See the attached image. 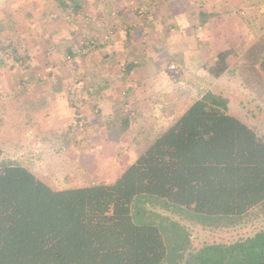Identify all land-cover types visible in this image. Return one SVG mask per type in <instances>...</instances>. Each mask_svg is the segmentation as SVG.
Segmentation results:
<instances>
[{
    "label": "rangeland",
    "instance_id": "obj_1",
    "mask_svg": "<svg viewBox=\"0 0 264 264\" xmlns=\"http://www.w3.org/2000/svg\"><path fill=\"white\" fill-rule=\"evenodd\" d=\"M52 6L0 0V164L26 167L58 190L112 184L209 91L264 137L259 98L242 89L239 75L210 74L217 58L207 42L204 55L197 49L205 35L195 11L182 15L180 1L84 0L74 17ZM261 15L246 18L261 28ZM86 41L96 47L82 51ZM130 64L137 67L128 72ZM116 113L131 117L119 142L105 127ZM260 230L264 219L221 233L192 229L195 245Z\"/></svg>",
    "mask_w": 264,
    "mask_h": 264
},
{
    "label": "trees",
    "instance_id": "obj_2",
    "mask_svg": "<svg viewBox=\"0 0 264 264\" xmlns=\"http://www.w3.org/2000/svg\"><path fill=\"white\" fill-rule=\"evenodd\" d=\"M52 1L66 17L83 10L84 0ZM257 46L264 72V38ZM227 58L217 57L212 76L228 71ZM228 105L200 96L112 184L58 190L1 163L0 264H264V230L200 245L193 237L264 219V137ZM130 126L128 115L105 120L114 142Z\"/></svg>",
    "mask_w": 264,
    "mask_h": 264
},
{
    "label": "crops",
    "instance_id": "obj_3",
    "mask_svg": "<svg viewBox=\"0 0 264 264\" xmlns=\"http://www.w3.org/2000/svg\"><path fill=\"white\" fill-rule=\"evenodd\" d=\"M178 1L181 2V12L184 17L192 15L195 11L197 26L205 35L198 41L197 49H200L204 55V49L200 46L202 42H207V47L212 49L215 58L226 52L229 69L225 74L240 76L243 80L242 89L249 91L251 96L255 94L260 100L255 111L264 114V72L259 67L257 49L258 43L264 38V27L254 28L258 21L253 22L246 18L257 13L259 15L263 13L261 16H264V0ZM202 14L209 16L205 24H201ZM230 64L237 66L232 68ZM223 75L219 78L213 77L219 80Z\"/></svg>",
    "mask_w": 264,
    "mask_h": 264
},
{
    "label": "built area",
    "instance_id": "obj_4",
    "mask_svg": "<svg viewBox=\"0 0 264 264\" xmlns=\"http://www.w3.org/2000/svg\"><path fill=\"white\" fill-rule=\"evenodd\" d=\"M95 47H96V44L94 41H86L84 43V47L82 46V51L87 52V51H90L91 49H94ZM69 60H70V57H69Z\"/></svg>",
    "mask_w": 264,
    "mask_h": 264
}]
</instances>
